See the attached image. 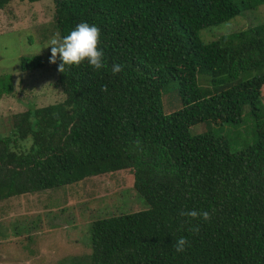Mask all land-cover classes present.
I'll list each match as a JSON object with an SVG mask.
<instances>
[{"label": "trees", "instance_id": "obj_1", "mask_svg": "<svg viewBox=\"0 0 264 264\" xmlns=\"http://www.w3.org/2000/svg\"><path fill=\"white\" fill-rule=\"evenodd\" d=\"M53 1L42 44L87 22L101 30L105 67L66 66L64 100L12 116L0 136V202L129 169L148 208L95 220L91 264H264V22L201 36L264 0ZM43 66L23 56L18 68ZM13 89L0 77V98ZM244 117L254 140L236 149L213 129L192 132ZM15 139L32 143L20 151ZM188 210L211 219L189 223ZM181 237L189 243L177 252Z\"/></svg>", "mask_w": 264, "mask_h": 264}, {"label": "rangeland", "instance_id": "obj_2", "mask_svg": "<svg viewBox=\"0 0 264 264\" xmlns=\"http://www.w3.org/2000/svg\"><path fill=\"white\" fill-rule=\"evenodd\" d=\"M54 12L53 0H12L0 9V77L12 80L14 85L12 93L0 98V136L10 132L14 114L65 98L56 64L49 62L51 49L42 44L43 28L48 29ZM260 22H264V4L219 26L204 29L201 36L212 40ZM49 34L51 38L54 36L51 31ZM23 56H39L44 66L21 71L18 67ZM245 117L241 124H200L192 132L213 129L218 136L230 139L236 149L254 140L252 120ZM31 143L30 139H15L13 147L22 151ZM147 208L146 201L134 188V175L129 169L16 195L0 202V264H91L93 222Z\"/></svg>", "mask_w": 264, "mask_h": 264}, {"label": "clouds", "instance_id": "obj_3", "mask_svg": "<svg viewBox=\"0 0 264 264\" xmlns=\"http://www.w3.org/2000/svg\"><path fill=\"white\" fill-rule=\"evenodd\" d=\"M100 36L101 30L99 27L90 25L87 22H81L63 38H60L58 33L55 34L46 43L44 48L50 47L51 49V55L49 57L50 63L56 64L57 60L60 61L57 68L59 73L67 74L66 66L67 69H71L72 66L79 67L85 61L91 68L100 70L105 67L103 62L104 53L99 48ZM123 68L124 66L122 64L117 63L112 66L111 71L113 74H118L123 71ZM103 90H106V87ZM180 215L188 217L189 223L196 219H200L202 222L211 219L208 211L188 210L181 212ZM199 230L198 225L190 229V231L197 234ZM188 243L187 238L181 237L174 242L173 246L177 252H183L186 250L185 246Z\"/></svg>", "mask_w": 264, "mask_h": 264}]
</instances>
